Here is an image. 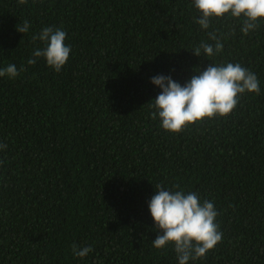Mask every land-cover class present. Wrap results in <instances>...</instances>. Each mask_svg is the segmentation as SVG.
Segmentation results:
<instances>
[{
	"label": "trees",
	"instance_id": "16d2710c",
	"mask_svg": "<svg viewBox=\"0 0 264 264\" xmlns=\"http://www.w3.org/2000/svg\"><path fill=\"white\" fill-rule=\"evenodd\" d=\"M199 16L193 0H0V69L24 68L0 77V264H179L173 245L152 244L157 184L218 211L221 242L188 264H264V23L245 35L242 19L203 30ZM45 27L67 34L59 73L27 63ZM212 31L222 52L197 57ZM229 62L257 76L259 95L180 133L151 118L152 77L183 86ZM72 244L93 250L76 257Z\"/></svg>",
	"mask_w": 264,
	"mask_h": 264
},
{
	"label": "clouds",
	"instance_id": "9594fccd",
	"mask_svg": "<svg viewBox=\"0 0 264 264\" xmlns=\"http://www.w3.org/2000/svg\"><path fill=\"white\" fill-rule=\"evenodd\" d=\"M42 2V0H41ZM28 0H18L25 5ZM194 7L200 13L198 23L203 30L211 26L214 19H222L226 15L242 19L241 31L248 35L264 23V0H193ZM31 27L25 20L18 24L19 33H27ZM66 32L61 28L45 27L33 41L43 42V49L37 48L28 59L34 65L43 57L47 65L59 73L68 62L71 48L65 44ZM209 39L215 44L201 42L192 52L197 57H213L223 50V44L215 31L208 32ZM203 52V55H202ZM23 66L18 70L15 64L0 69V77L16 78ZM153 85L161 89L157 97L151 101L154 111L151 118L159 117L163 130L180 133L190 125L202 122L205 118L228 117L246 93L260 94L257 76L241 66V64H212L203 71H198L183 86L171 76L157 75L151 78ZM0 144V149H6ZM173 186L166 190L164 185H155L156 194L148 203V208L158 234L153 247L163 250L173 245L179 264H188L189 260L205 257L221 242L223 233L216 222L218 211L214 203L201 199L195 192H184ZM72 253L83 258L93 249L91 246L79 247L71 245Z\"/></svg>",
	"mask_w": 264,
	"mask_h": 264
}]
</instances>
